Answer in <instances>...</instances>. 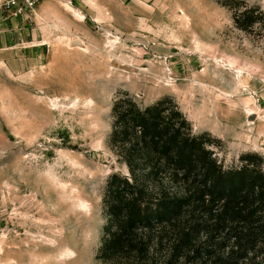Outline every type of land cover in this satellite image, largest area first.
<instances>
[{
    "label": "rangeland",
    "instance_id": "1",
    "mask_svg": "<svg viewBox=\"0 0 264 264\" xmlns=\"http://www.w3.org/2000/svg\"><path fill=\"white\" fill-rule=\"evenodd\" d=\"M3 1L0 264H264L250 224L194 197L172 224L137 230L145 259L99 252L109 176L128 173L107 145L119 92L140 107L171 97L220 140L224 168L250 154L264 170V22H234L264 17V0H41L29 19Z\"/></svg>",
    "mask_w": 264,
    "mask_h": 264
},
{
    "label": "trees",
    "instance_id": "2",
    "mask_svg": "<svg viewBox=\"0 0 264 264\" xmlns=\"http://www.w3.org/2000/svg\"><path fill=\"white\" fill-rule=\"evenodd\" d=\"M246 15L241 12L234 16L236 26L244 29L264 22V17L248 19ZM110 115L107 145L128 173L115 172L108 179L105 206L110 224L105 227L101 257L135 253L145 259L149 250L137 230L172 224L186 213L192 197L195 202L202 201L199 209L203 213L208 211L207 202L211 211L221 210L232 221L250 224L256 241L264 243L261 159L255 161L253 155L243 154L240 166L224 168L210 148L220 140L211 139L208 132L194 133L190 121L169 96L140 107L133 95L119 92ZM168 185H179L182 195L166 188Z\"/></svg>",
    "mask_w": 264,
    "mask_h": 264
},
{
    "label": "built area",
    "instance_id": "3",
    "mask_svg": "<svg viewBox=\"0 0 264 264\" xmlns=\"http://www.w3.org/2000/svg\"><path fill=\"white\" fill-rule=\"evenodd\" d=\"M40 2L41 0H4L3 6L10 16L29 19L34 15Z\"/></svg>",
    "mask_w": 264,
    "mask_h": 264
},
{
    "label": "bare ground",
    "instance_id": "4",
    "mask_svg": "<svg viewBox=\"0 0 264 264\" xmlns=\"http://www.w3.org/2000/svg\"><path fill=\"white\" fill-rule=\"evenodd\" d=\"M100 70L96 67V68H94V72L96 73V72H99Z\"/></svg>",
    "mask_w": 264,
    "mask_h": 264
},
{
    "label": "water",
    "instance_id": "5",
    "mask_svg": "<svg viewBox=\"0 0 264 264\" xmlns=\"http://www.w3.org/2000/svg\"><path fill=\"white\" fill-rule=\"evenodd\" d=\"M63 1H65V2H67V3H69V2H70V0H63Z\"/></svg>",
    "mask_w": 264,
    "mask_h": 264
}]
</instances>
